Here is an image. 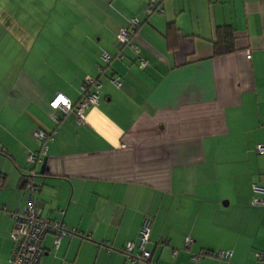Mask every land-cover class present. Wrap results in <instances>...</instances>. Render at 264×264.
<instances>
[{
  "label": "crops",
  "instance_id": "obj_1",
  "mask_svg": "<svg viewBox=\"0 0 264 264\" xmlns=\"http://www.w3.org/2000/svg\"><path fill=\"white\" fill-rule=\"evenodd\" d=\"M220 25L233 27L235 47L215 55ZM121 27L145 66L117 39ZM87 76L101 88L83 121L50 106L58 92L77 102ZM35 129L48 137L29 161L43 146ZM258 143L264 0H162L152 13L146 0H0V264L12 249L9 211L27 203L29 172L41 215L88 235L54 245L46 233L38 264H143L123 247L137 241L146 217L154 264H258ZM218 250L231 254L215 257Z\"/></svg>",
  "mask_w": 264,
  "mask_h": 264
},
{
  "label": "built area",
  "instance_id": "obj_2",
  "mask_svg": "<svg viewBox=\"0 0 264 264\" xmlns=\"http://www.w3.org/2000/svg\"><path fill=\"white\" fill-rule=\"evenodd\" d=\"M160 0H147V12L152 13L154 10H159ZM140 23L138 18L132 17L130 19V25L135 27ZM117 39L123 44H128L135 52H139L138 46L131 41V31L129 28L121 27L117 33ZM249 55V54H248ZM101 58L104 61H110L111 56L107 53L102 54ZM116 58L122 59L123 54L119 51L116 53ZM139 63L141 66H145L147 61L144 57L139 56ZM98 72L103 73L104 67L102 65L97 66ZM114 84L119 85L120 81L111 77ZM101 88V83L92 76H87L81 85V95L77 102L72 103L68 97L61 92H58L55 97L50 101V106L53 109L60 108L62 112L67 113L74 111L77 115L78 121H83L86 115V108L94 105L98 101V93ZM53 119L58 122L59 116L53 114ZM34 135L40 139L43 143L42 148L38 152H30L27 156L29 161H36L39 158V153L45 151V140L48 137V133L43 130L35 129ZM256 149L259 153H264V143H258ZM264 173V170H263ZM32 172L25 175V187L29 190L27 203L20 209L13 213H10V217L14 220L13 227L10 232V236L14 242V249L12 252V258H10L8 264H37L41 253L43 251L42 236L45 232H52L55 235L54 245H57L62 236L71 237L73 234L78 233L75 228H68L61 220L48 219L42 217L40 212L36 210L33 201L34 185L32 181ZM252 190L255 193H264V184L253 183ZM254 204H264V197L255 196L252 200ZM152 220L151 218H145L142 222L139 231V244L138 250L134 251L133 241H128L123 248L125 256L132 262H149L151 252L145 247V243L149 239ZM191 242V238H186V244ZM108 243V241L106 242ZM176 252V251H175ZM231 252L229 250H218L213 253L216 256H223L228 258ZM204 256L203 253L193 255L194 260H199ZM258 264H264V251L256 252ZM147 263V264H148Z\"/></svg>",
  "mask_w": 264,
  "mask_h": 264
},
{
  "label": "trees",
  "instance_id": "obj_3",
  "mask_svg": "<svg viewBox=\"0 0 264 264\" xmlns=\"http://www.w3.org/2000/svg\"><path fill=\"white\" fill-rule=\"evenodd\" d=\"M147 1V0H146ZM161 1L162 0H160L159 1V5H160V8H161ZM160 10V9H159ZM154 11H157V10H154ZM168 27H170L169 29H171V28H175L174 27V25L173 24H171V23H169V26ZM168 29V30H169ZM233 27L232 26H230V25H220V26H217V29H216V33H215V40L213 41V54H215V55H219V54H223V53H227V52H230V51H232L233 49H234V47H235V44H234V36H233ZM172 35V33H170V30L169 31H167L166 33H165V36L167 37V39L169 40V42H170V47H175V45L174 44H172V41H171V35ZM130 47V46H129ZM139 56H141L140 54H139V52H138V57ZM25 177L26 176H24L23 178L25 179ZM23 184H25V180H23ZM34 185V184H33ZM27 190V189H26ZM34 190H35V187H34ZM33 193H34V191H33ZM27 194H29V190H27ZM28 198V197H27ZM33 201H34V196H33ZM34 206H35V202H34ZM35 208H36V206H35ZM16 210H20V209H14V210H10L9 211V213H13V212H15ZM36 210H38L37 208H36ZM39 211V210H38ZM40 212V211H39ZM40 215H41V213H40ZM10 216V215H9ZM42 216V215H41ZM43 217V216H42ZM11 218V217H10ZM46 218H48V217H46ZM147 218V217H146ZM12 219V218H11ZM48 219H54V218H48ZM145 219V218H144ZM56 220H61V219H56ZM62 221V220H61ZM63 222V221H62ZM12 223L14 224V220L12 219ZM64 223V222H63ZM13 224H12V227H13ZM65 224V223H64ZM66 225V224H65ZM142 225V224H141ZM68 228H70V227H68ZM141 228V227H140ZM78 233H76V234H78V235H84V236H88V235H86L85 233L83 234L81 231H78V230H76ZM11 232V231H10ZM46 233H51V234H53L52 232H45L44 234H43V236H42V241H43V237H44V235L46 234ZM74 235V234H73ZM72 235V236H73ZM53 236H54V239H55V235L53 234ZM150 236V235H149ZM9 237H10V239H11V242H12V249H11V253H10V256H9V258H8V260H7V262H6V264H8L9 263V260H10V258H12V252H13V249H14V242H13V240H12V238H11V236H10V233H9ZM63 237V236H62ZM67 237V236H66ZM149 240H150V238L148 239V241L145 243V247L147 248V249H149L148 247H147V244H148V242H149ZM128 242V241H127ZM126 242V243H127ZM42 243V242H41ZM126 243H125V245H126ZM133 244H134V248H133V250L134 251H137L138 250V244H139V234H138V239H137V241L135 242V241H133ZM124 245V246H125ZM42 246H43V243H42ZM124 248V247H123ZM150 250V249H149ZM43 252H44V247H43V251H42V253H41V255L43 254ZM150 252H151V250H150ZM215 252V251H214ZM213 252V253H214ZM212 253V254H213ZM41 257V256H40ZM204 257V256H203ZM219 257H221V258H224V259H227L226 257H223V256H219ZM40 259V258H39ZM39 262V261H38ZM149 262H151L150 264H154V260H153V258H152V252H151V257H150V260H149ZM140 263H143V264H147L148 262H140ZM38 264V263H37ZM149 264V263H148Z\"/></svg>",
  "mask_w": 264,
  "mask_h": 264
}]
</instances>
